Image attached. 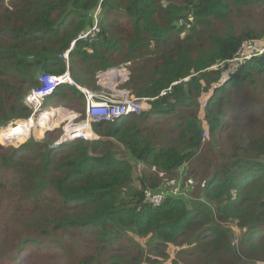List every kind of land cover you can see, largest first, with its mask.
I'll return each mask as SVG.
<instances>
[{"label":"trees","instance_id":"trees-1","mask_svg":"<svg viewBox=\"0 0 264 264\" xmlns=\"http://www.w3.org/2000/svg\"><path fill=\"white\" fill-rule=\"evenodd\" d=\"M99 8V33L79 40ZM75 41L77 85L98 90V71L130 62L126 88L151 110L96 123L95 141L52 148L60 130L0 146V264H264V55L232 76L219 66L264 45V0H0V130L32 115L26 97L65 73ZM46 103L83 111L86 98L61 85ZM185 171L193 206L146 201Z\"/></svg>","mask_w":264,"mask_h":264},{"label":"built area","instance_id":"built-area-1","mask_svg":"<svg viewBox=\"0 0 264 264\" xmlns=\"http://www.w3.org/2000/svg\"><path fill=\"white\" fill-rule=\"evenodd\" d=\"M100 12L101 9L99 8L93 16L91 15V18L95 20V25L88 32L82 33L79 40L87 41L90 37L91 39H94L97 36L99 33L97 18ZM77 41L71 45V48L68 51L60 55V58L66 62L67 69L65 73L61 75L41 74L39 77V82L41 84L40 87L34 89L25 99L26 105L34 108V113H32L30 119L38 120L41 117V113L48 111L42 109L43 105H45L44 103L46 99L50 97L59 86L75 85L85 95L86 104L84 113L86 123L66 127L63 136L51 146L52 148L78 140H96L97 137H93L94 135L91 130V124L113 122L124 116L130 115L141 116L147 111V101L144 100L145 98H138L134 95L132 96L130 91L129 93L128 90L123 89V83L129 78L128 69L126 67H123L122 69H110L106 72L97 74V79H99L97 85L101 88L98 93L77 85L71 77L70 61L71 52L74 50ZM262 55H264V45L250 41L244 44L231 60L222 62L219 66L228 63L229 70L227 74L232 76L235 75L248 61ZM116 72H119L122 75L118 77L117 75H115V77H110ZM204 106H206V104ZM77 115L78 114L74 115L72 118L77 120L79 118ZM17 124L18 123H15V125ZM32 130L35 131L34 128H32L31 131ZM70 134H72V137ZM79 134H81V137H76ZM204 136H208V130L204 131L203 139ZM205 141L206 140H204V142ZM163 189L161 192L155 190L145 191L144 196L146 201L154 207H160L168 197H175L180 193L179 189L178 191L167 190L166 188Z\"/></svg>","mask_w":264,"mask_h":264},{"label":"rangeland","instance_id":"rangeland-1","mask_svg":"<svg viewBox=\"0 0 264 264\" xmlns=\"http://www.w3.org/2000/svg\"><path fill=\"white\" fill-rule=\"evenodd\" d=\"M101 13L99 14V16H98V22L99 21H101ZM93 19V18H92ZM123 67H126L127 69H128V73H129V75H128V79L123 83V89H126V90H128V92L130 91L131 92V90H129L128 88H126V84H127V81L131 78V70H130V62L129 63H124V64H121V65H119V66H113V67H110V68H108V69H106V70H100V71H98L97 72V74H99V73H101V72H106V71H108V70H110V69H122ZM97 74L95 75V83L96 84H98V82H99V79H97ZM40 77V76H39ZM87 78H89L88 76H87ZM73 79V78H72ZM80 83H84V82H86V78L83 76V75H81V77H80ZM188 80V79H187ZM186 80V81H187ZM91 85V87H94V85H95V83L92 81V82H90V81H88ZM71 86H75V85H71ZM80 86V85H79ZM121 86V87H122ZM82 87V86H81ZM83 88H86V87H83ZM91 89V88H90ZM99 90V89H98ZM129 92V93H130ZM132 96L134 95V93H130ZM134 96H136L137 97V95H134ZM139 98V97H138ZM145 101H147L146 102V104H147V111L146 112H148V111H150L151 110V101H153V100H149V99H147V98H145L144 99ZM29 107V106H28ZM30 108V110L32 111V113H34V108L33 107H29ZM42 109H46V110H48V111H46V112H43V113H41V117H40V119H38V120H35V122H34V124H33V127L32 128H34L35 129V131L34 130H32L31 131V133L29 134V133H27L26 134V136H23V137H20V135L22 134V133H25V131H22V130H19V128H17V127H19V126H17L16 128L18 129H16L17 131H15L16 132V134H18V135H15V136H19V137H17L16 138V140L13 142V141H7V142H2L1 141V139H0V146H1V148L4 150V151H6V150H9V149H13V148H15V149H19V148H21L23 145H26L27 143H29L32 139H35V140H38V141H44V140H46L47 139V137H48V135L49 134H55V133H57L58 131H60L61 130V133L59 134L60 136H59V138H57V140H59L62 136H63V134H64V129L66 128V127H70V126H75V125H78V124H82V123H86V117H85V109L82 111V110H79V109H75V110H71V109H69V108H67V107H65V106H57V105H54V104H52V103H46V105H43V107H42ZM59 109H62V110H59ZM50 112H52V113H50ZM47 113H50V114H47ZM47 114V115H46ZM76 114H78L77 116L79 117L77 120H75V118H72L74 115H76ZM52 115V116H51ZM32 116V115H31ZM31 116L28 118V119H16V120H14V121H12L10 124H8V126L7 127H2L1 128V130H0V134H1V132L3 131V130H5V129H8L9 128V126H13V125H15V123H20V122H22V121H26V120H29L30 118H31ZM45 117H47L46 118V120H44L43 122V124H41V121L45 118ZM75 120V121H74ZM28 122V121H27ZM22 123H25V122H22ZM21 124V123H20ZM95 124L96 123H94V124H91V130H92V133H93V137H97L96 138V140H98L99 139V135L96 133V131H95V129H94V126H95ZM20 133V134H19ZM208 138H209V132H208V136H204V140H206L205 142H207L208 141ZM89 141H95V140H89ZM57 142V141H56ZM52 146V145H51ZM144 166V165H143ZM143 166H141V167H143ZM146 166V165H145ZM193 167L194 168H196L197 166H195V165H193ZM144 168V167H143ZM143 168H139V173H138V175L140 176L141 175V172H142V175H141V177H145L144 176V173L146 174V176H148V175H151L152 174V172L149 170V168H151V167H149V166H147V168H144V171L142 170ZM186 168V167H185ZM185 168H183L182 170H185ZM152 169V168H151ZM141 171V172H140ZM150 171V172H149ZM183 172V171H182ZM185 175H186V171H185V173H184V175H182V178L180 179V181H179V184H178V186H176V187H172V186H168V188H166L167 190H177L178 191V189H179V191H180V193L177 195V196H175L176 198H182V199H186L187 200V202L188 203H190L189 205H191V206H193L192 205V202L194 201V198H192L191 197V194H192V192L193 191H191L192 189L194 190L195 189V187H196V184L193 182V180H194V178L193 177H189L187 180H186V178H185ZM135 178V180H134V182L135 183H137V184H139V182H140V180H138L137 179V176H135L134 177ZM190 178H192V179H190ZM189 181H190V183H189ZM184 182H185V185L183 186V184H184ZM134 185L135 184H132L131 186H130V188L131 189H134ZM164 190V189H163ZM162 189H158V190H156L157 192H161V191H163ZM24 204H26V208H24L23 209V207H24ZM208 204V203H207ZM13 205H16V203H14ZM191 206H189V207H191ZM34 208H36L35 207V205L33 204V203H31V204H28V203H25V202H21V209L20 210H18V213H20V212H27V211H31L32 209H34ZM37 209H38V207H37ZM37 213V212H36ZM232 224H228V225H225V226H223V228L225 229V230H227V229H230L231 227L233 228L234 226H231ZM231 230V229H230ZM237 232V236L238 235H240V233L241 232H239L238 231V229L235 227V230H234V232ZM235 232V233H236ZM240 238H241V236H240ZM144 240L145 239H141L140 241H141V243H143V245L146 247V243H144ZM234 241V237H233V239H232V242ZM236 244V243H235ZM78 257H79V255L77 254V253H72V255H71V257H70V259H69V262L67 263V264H71V262H73V261H76L77 259H78ZM26 263H28L29 261H25ZM31 264H49L47 261H38V262H36V263H31ZM254 264H261V263H257L256 261L254 262Z\"/></svg>","mask_w":264,"mask_h":264},{"label":"bare ground","instance_id":"bare-ground-1","mask_svg":"<svg viewBox=\"0 0 264 264\" xmlns=\"http://www.w3.org/2000/svg\"><path fill=\"white\" fill-rule=\"evenodd\" d=\"M115 75H117V77H118V76H121L122 74L119 73V72H116L115 74H112L110 77H115ZM51 116H52V115H51ZM46 118H47V117H45V118L41 121V124L44 123L43 121L46 120ZM34 122H35L34 119H29L28 122H26V123H28L29 127L25 129V133H22V134L20 135V137L26 136L27 133H29V134L31 133V129H32V127H33ZM20 123H22V122H20ZM20 123H18L17 125H15V129L19 128V127H17V126H19ZM25 125H27V124H25ZM16 127H17V128H16ZM17 130H18V129H17ZM19 130H21V129H19ZM22 131H23V130H22ZM13 134L16 135L15 132H13ZM70 135H71V137H72V134H70ZM4 136H5V135H4L3 133H2L1 136H0V139H1L2 142H7V141H13V142H14V141L16 140V138L19 137V136H14V137H12V138H6V137H4ZM76 137H81V134L77 135Z\"/></svg>","mask_w":264,"mask_h":264},{"label":"crops","instance_id":"crops-1","mask_svg":"<svg viewBox=\"0 0 264 264\" xmlns=\"http://www.w3.org/2000/svg\"><path fill=\"white\" fill-rule=\"evenodd\" d=\"M100 90H101V88L99 87V90H91V91H95L96 93H98V92H100Z\"/></svg>","mask_w":264,"mask_h":264}]
</instances>
